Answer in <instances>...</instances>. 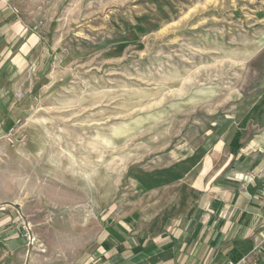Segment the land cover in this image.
<instances>
[{"label": "rangeland", "instance_id": "obj_1", "mask_svg": "<svg viewBox=\"0 0 264 264\" xmlns=\"http://www.w3.org/2000/svg\"><path fill=\"white\" fill-rule=\"evenodd\" d=\"M0 5L40 44L0 123V263L192 262L211 196H264V0Z\"/></svg>", "mask_w": 264, "mask_h": 264}, {"label": "crops", "instance_id": "obj_2", "mask_svg": "<svg viewBox=\"0 0 264 264\" xmlns=\"http://www.w3.org/2000/svg\"><path fill=\"white\" fill-rule=\"evenodd\" d=\"M38 43L36 35L30 34L9 10L7 13L6 7L0 5L1 124L5 118V108L12 106V92L25 82L27 76H23L22 79L21 76L27 74L33 62L37 60L40 46ZM259 191L260 189L253 190V194L250 195L240 189L231 201H226L227 198L223 196L220 198L211 196L210 202L217 199L221 207L208 213L202 225L203 231L189 232V240L192 241L190 251L195 256L194 260L185 263L187 255L185 256L179 249L173 252L174 257L181 260L176 264H260L262 260L264 262V231L259 230V222L264 216V196L259 194ZM0 233V237L8 236L5 231ZM7 238H0V242ZM174 241L175 238L169 241L171 244L168 243L169 245L166 244L163 248L157 247L155 254H146L139 250L133 259L136 263L150 258L152 262L160 261L159 253L164 252V249H171ZM8 243L9 250L15 249L22 244L21 237L16 241L9 240ZM1 245L4 246L5 243ZM112 247L114 246L109 242L106 250H111ZM203 258L204 263H201ZM0 264L10 262L6 259Z\"/></svg>", "mask_w": 264, "mask_h": 264}, {"label": "built area", "instance_id": "obj_3", "mask_svg": "<svg viewBox=\"0 0 264 264\" xmlns=\"http://www.w3.org/2000/svg\"><path fill=\"white\" fill-rule=\"evenodd\" d=\"M9 131H11V129H10ZM8 139L11 141V139H10V138H8Z\"/></svg>", "mask_w": 264, "mask_h": 264}, {"label": "trees", "instance_id": "obj_4", "mask_svg": "<svg viewBox=\"0 0 264 264\" xmlns=\"http://www.w3.org/2000/svg\"><path fill=\"white\" fill-rule=\"evenodd\" d=\"M178 176H175L174 178H177Z\"/></svg>", "mask_w": 264, "mask_h": 264}]
</instances>
